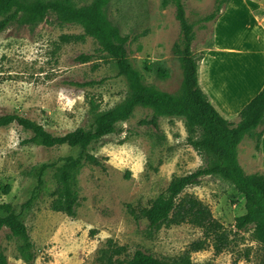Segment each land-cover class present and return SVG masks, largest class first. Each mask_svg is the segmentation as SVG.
<instances>
[{"label": "rangeland", "instance_id": "374dc122", "mask_svg": "<svg viewBox=\"0 0 264 264\" xmlns=\"http://www.w3.org/2000/svg\"><path fill=\"white\" fill-rule=\"evenodd\" d=\"M68 1L83 5L92 0ZM183 1L196 35L192 50L201 88L203 78L215 70L235 83L227 85L234 86V95L228 94L230 102L243 99L240 95L255 80L253 70L264 69V0H229L206 28H200V20L218 0ZM104 11L127 37V54L144 82L176 93L182 71L173 49L179 39L174 7H164L160 0H108ZM85 55H90L88 61H83ZM207 93L225 118L238 121L235 109L226 114L233 104L224 103L222 108ZM126 96V82L117 75L115 61L99 50L94 38L83 35L78 24L47 15L36 26L13 23L0 32V114L17 113L63 134L78 126L88 129L98 115ZM150 118V109L137 107L116 132L89 145L102 166L85 164L78 171L75 216L51 209L58 182L54 168L45 172L42 191L24 217L34 259L26 262L20 256L18 240L3 227L0 252L5 264H98V252L108 240L125 245L128 251L139 246L155 255L176 256L202 237L199 228L184 223L162 227L147 238L146 221L136 222L128 212L127 204L148 206L165 193L173 176L209 164V158L189 144L188 138L198 133L191 132L183 118L161 116L157 126L140 122ZM261 130L262 125L247 133L238 145V161L249 174H264V133L256 148V133ZM29 136L16 123L0 127V202L10 203L15 211L31 195L37 165L76 152L64 145L27 143ZM183 194H193L206 204L228 234V244L220 252H215L211 241L204 249L192 251L194 264H260V245L252 236V226L241 230L234 226L235 218L244 213V199L229 181L202 176Z\"/></svg>", "mask_w": 264, "mask_h": 264}, {"label": "trees", "instance_id": "16d2710c", "mask_svg": "<svg viewBox=\"0 0 264 264\" xmlns=\"http://www.w3.org/2000/svg\"><path fill=\"white\" fill-rule=\"evenodd\" d=\"M160 1L164 7H174L179 23V39L173 49L180 61L182 79L176 93L144 82L141 72L133 66L127 54V37L121 34L104 11L108 0H92L83 5H75L68 0H0V32L13 23L36 26L47 15L61 23L78 24L83 35L94 38L99 50L115 61L117 75L124 77L127 87L126 99L98 115L88 129L78 126L63 134H55L32 118L17 113L0 114V127L16 123L30 132L24 140L27 143L76 148L74 154L61 156L51 163L43 162L34 168V188L21 204L20 211H15L10 203L0 202V229L7 227L9 236L18 240V252L26 262L34 259V253L24 217L42 191L45 172L54 168L58 182L55 197L50 202L51 209L75 216L79 204L78 171L85 164L102 166L101 160L89 151V145L116 132L118 125L127 121L137 107H145L151 110V118L140 121L144 124L157 126L161 116L183 118L190 131L198 133L196 137L188 138L189 144L207 156L209 164L190 173L173 176L165 193L159 194L148 206L127 204L128 212L134 221L141 218L146 221L144 232L147 238L154 236L162 227L184 223L199 228L202 237L192 241L186 250L176 256L155 255L139 246L128 251L125 245L108 240L106 247L98 252V264H194L190 253L204 249L209 241L215 252L225 248L228 234L213 217L210 208L193 194L182 195L187 186L207 175L229 181L243 197L244 213L235 218L234 226L237 230L252 226V236L260 245L259 261L264 264V174L246 173L238 161L239 143L247 133L251 134L262 125V130L256 133V148H259V139L264 133V85L238 111L237 122L225 118L198 83V59L192 50L196 35L193 25L186 18L184 1ZM228 1L218 0L213 11L200 20V28H206V23L214 20L221 6ZM89 58L90 55L82 56L83 61ZM161 74L166 75V72ZM4 191L7 193L9 186ZM5 263L6 258L0 252V264Z\"/></svg>", "mask_w": 264, "mask_h": 264}, {"label": "crops", "instance_id": "0c3cea01", "mask_svg": "<svg viewBox=\"0 0 264 264\" xmlns=\"http://www.w3.org/2000/svg\"><path fill=\"white\" fill-rule=\"evenodd\" d=\"M209 74H210L208 75L209 78L207 76L203 78V83L206 88L202 86V89H204L206 93L207 90L211 92L210 94L214 96L215 100L222 108L225 107L224 103L230 105L233 104L232 105L233 109H230V107L228 106L229 109L226 112V114H232V112L235 110L236 112H238L241 109V107L247 101H249L264 85V69L253 70L252 75L255 80H252L249 84V87L247 88L248 90L245 91L242 95H240V97H243V99H239L240 102L237 100L235 103H233L230 102L229 100L230 96L228 94L232 96L234 95L233 93L234 86L229 87L227 85H233L235 83L233 82V80L230 79V76L227 75L225 79L221 77L219 73L215 72V70H211ZM198 83L199 85H201L200 80L198 81Z\"/></svg>", "mask_w": 264, "mask_h": 264}]
</instances>
